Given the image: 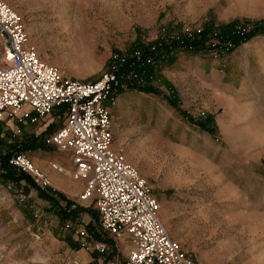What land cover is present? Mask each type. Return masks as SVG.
<instances>
[{
    "label": "rangeland",
    "instance_id": "1",
    "mask_svg": "<svg viewBox=\"0 0 264 264\" xmlns=\"http://www.w3.org/2000/svg\"><path fill=\"white\" fill-rule=\"evenodd\" d=\"M3 1L42 60L83 82L97 81L138 46H172L205 29L248 33L264 21V0ZM154 78L157 93L120 88L110 108L114 150L147 182L170 236L193 261L264 264V34L221 53L173 51ZM63 110L40 126L1 121L22 145L34 142L18 154L52 186L41 189L23 172L22 180L0 178V264L127 259L128 246L102 232L94 205L64 222L58 203L41 194L61 193L54 179L63 175L51 164L68 156L44 140L64 124ZM102 241L108 254L85 247Z\"/></svg>",
    "mask_w": 264,
    "mask_h": 264
},
{
    "label": "built area",
    "instance_id": "2",
    "mask_svg": "<svg viewBox=\"0 0 264 264\" xmlns=\"http://www.w3.org/2000/svg\"><path fill=\"white\" fill-rule=\"evenodd\" d=\"M0 48V122L45 125L64 108V124L44 144L68 156L66 164L52 163V169L81 184L69 209L94 205L102 232L128 246L127 259L115 257L107 264H197L170 236L147 182L113 148L110 108L125 87V76L119 72L124 59L117 57L112 70L95 82L65 79L42 60L21 16L3 0ZM10 164L29 174L39 188L52 186L26 154L14 155ZM85 247L100 255L111 250L103 241Z\"/></svg>",
    "mask_w": 264,
    "mask_h": 264
},
{
    "label": "trees",
    "instance_id": "3",
    "mask_svg": "<svg viewBox=\"0 0 264 264\" xmlns=\"http://www.w3.org/2000/svg\"><path fill=\"white\" fill-rule=\"evenodd\" d=\"M254 29L251 32H243L244 30H232L223 34H213L212 31L204 30L199 34L191 37L180 39L171 42V45L157 42L149 46H138L136 49L121 57L124 62L120 66L119 72L125 76V84L127 87L138 89L145 93L158 92L150 84L155 79V68L158 62L165 60L166 56L173 51H186L192 53L198 52H219L230 51L240 43L250 41L252 37L258 34H264V21L254 22ZM177 49V50H176ZM156 90V91H155ZM122 91V90H121ZM156 92V93H157ZM18 136L12 131L5 129L3 123L0 122V178L5 180H22L24 172L18 171L10 164L11 158L18 154L30 151L34 148V142H27L22 145L18 141ZM44 198L49 201L58 203V213L61 215L64 222L75 218L80 211L85 208H78L77 210H70L71 200L66 198L62 193L54 192L52 194L42 192ZM55 196H59L62 201H65L66 207H60V203Z\"/></svg>",
    "mask_w": 264,
    "mask_h": 264
},
{
    "label": "crops",
    "instance_id": "4",
    "mask_svg": "<svg viewBox=\"0 0 264 264\" xmlns=\"http://www.w3.org/2000/svg\"><path fill=\"white\" fill-rule=\"evenodd\" d=\"M68 162V161H67ZM49 177V176H48ZM50 179V177H49ZM57 183L60 184L59 189L61 193L71 201L77 199L79 194L81 193V184L79 182L74 181L68 176L63 175V177L54 179ZM51 181V180H50ZM83 208V207H82ZM86 208V207H84ZM169 231V230H168Z\"/></svg>",
    "mask_w": 264,
    "mask_h": 264
}]
</instances>
